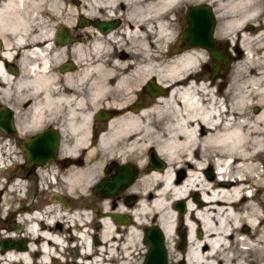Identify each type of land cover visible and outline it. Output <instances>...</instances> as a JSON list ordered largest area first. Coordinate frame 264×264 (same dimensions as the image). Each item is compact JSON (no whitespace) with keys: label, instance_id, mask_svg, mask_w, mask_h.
Segmentation results:
<instances>
[{"label":"bare ground","instance_id":"1","mask_svg":"<svg viewBox=\"0 0 264 264\" xmlns=\"http://www.w3.org/2000/svg\"><path fill=\"white\" fill-rule=\"evenodd\" d=\"M250 1L0 0V106L12 112L17 137L59 123L71 138L68 155L83 150L82 163L67 167L59 181L72 208L56 201L39 213L36 195L30 211L22 212L13 202L24 203L14 193L23 183L7 188L0 181V213L18 214L20 236L30 243L26 251L0 247V264H132L143 247V227L157 225L171 254L178 222L185 228L184 253L178 256L184 264H264V29L240 34L224 87L220 77L198 73L207 62L206 49L169 52L175 17L184 7H240ZM256 15L253 10L241 18L217 17V38L231 45L233 29ZM43 16H51L48 23ZM79 17L89 24L75 25ZM94 21L115 24L102 31ZM201 25L195 16L188 26L198 31ZM60 27L72 29L74 40L53 42ZM14 59L17 73L7 69ZM66 61L73 69L61 72ZM149 80L163 93L147 92ZM99 110L113 114L93 140L89 131ZM3 138L0 178H7L19 160ZM151 153L161 167L150 165ZM109 162L136 169L124 192L133 195V203L115 204L116 211L131 216L129 226L105 215L107 199L95 202L99 217L87 210L92 201L87 191ZM38 175L35 170L32 178ZM178 200L181 215L173 207ZM94 222L96 232L89 230ZM15 237L9 226L0 227V239ZM70 249H77L74 262L61 256ZM33 252L39 256L33 258Z\"/></svg>","mask_w":264,"mask_h":264},{"label":"flooded vegetation","instance_id":"2","mask_svg":"<svg viewBox=\"0 0 264 264\" xmlns=\"http://www.w3.org/2000/svg\"><path fill=\"white\" fill-rule=\"evenodd\" d=\"M88 24L89 23L87 21L85 26H87ZM263 26H264V16H261V14H260L258 16L256 15L253 19H250L249 21L245 22L243 24V29L245 31H248L249 33L253 34V33H256L258 30L264 29ZM64 31L67 35V39L65 41V43H67L68 41L72 40L71 39L72 35L68 32V30L64 29ZM57 32H59V28L55 29L53 31V42H55V34ZM55 43L60 44L58 42H55ZM214 45L217 48H220V49L223 48L224 51L227 53L228 57L230 58L227 69L224 71L223 66H220V68L216 72V76L211 77V67H210L211 60L208 56V52L202 47L207 52L208 61L199 65L197 70H198V73L200 76L203 75V72H207L209 79L210 78L218 79L220 77L221 79L224 80V82L222 84V87H224L226 85L225 76L229 72L230 65L235 60L234 56L232 55V52H233V49L235 50L236 48H234V47L230 48L227 41L225 42L224 40L221 41V40L215 39ZM2 47H3V43L0 40V49ZM67 63H70V65H71L70 68L69 69H61V67L64 68L63 65H65ZM10 68H14L16 71L18 70V63H17L16 59L12 60L9 63L8 68H7L9 72H11ZM58 69L61 72L71 70V69H73V64H71V62H69V61H66V62H63L59 66ZM16 71L14 73H17ZM135 105H136V107L137 106L139 107L140 102H137ZM98 113H102V116H103L102 119H98L96 117ZM11 114H12V112H11ZM112 114L113 113H111L110 111H103V110H99L98 112L93 114L92 126H91L90 131H89L90 137L93 138V140H95L99 136V134L102 132V124L105 121H107L112 116ZM15 122L16 121L14 120V117L12 115L13 130L9 133H5L1 128H0V130L5 134V136L9 135L11 133L15 134L16 138L13 140V143L17 144L19 148L22 149L21 143L24 139L31 138V137L35 136L37 133H39L43 129L50 128L52 130V140L51 141L54 145V153H53V156L49 162H45L41 165H33L29 168H24L23 164H21V162H19V165L17 167L12 168V167H10L12 165V162L10 161L8 163L9 167H10V176L7 178H4V180H5L4 185L7 188H10L12 186V184H16L18 182L24 183V181L27 180V178H29V180H33L35 183V186H36L35 191L37 192L35 195H38V198H40L39 199L40 204L38 206V212L39 213L44 212V210L47 208V206L51 202H56V201L57 202L61 201L60 205L63 209L72 208L73 207L72 201L69 198L65 197L64 194L62 193L64 186L59 184V181L62 180L61 179L62 178L61 172L64 171L65 169H67V167L71 166L73 163H76V164L82 163V161H83V150H82V148H79L77 151H75V154H73L75 156H73L72 154L68 155L66 146H67V144H69L71 138H70L69 134H67V132L65 131L66 128L63 127L62 125L60 126L59 123L52 125V126H47L38 132H35L33 134L19 138V137H17V134H16ZM23 153H24L23 159H25L24 150H23ZM121 166L126 167L125 171H124L126 174H129L131 167H133V165L130 163L116 165L114 162H109L106 165H104V167L100 171L101 173H99V176L96 177L94 184L87 191V194L89 195L87 199L92 200V201H90L91 204H89L87 210H89L91 212L90 214H92L95 218L99 217V215H101V214H99V212H100L99 210H98V212L95 211L94 205L97 204L95 202H96V200L107 199L110 202V204H109V210L107 211V213L105 212V215L119 225L129 226L132 223L131 216L127 212L120 213V212L116 211L115 210V204L120 201L125 206H127L129 208L131 206V204L133 203V201H134L133 195L124 194V192L134 182V180L136 178V174H137L136 169H135L134 175L129 178L128 183L119 185L117 190L114 191V193H112V194L108 193L107 190H105L103 187V183L105 186V183L112 181L116 177V174H117L116 169L121 167ZM20 168H24V169L28 170V172L30 171L29 173H31V177H32L33 172L35 170H39V175L36 178H34V177L31 178V177L27 176V174H28V172H27L26 175H22V177H18L15 174L17 172H19L17 170ZM24 185L25 184H23L21 189L23 188L22 190L26 191L27 188ZM96 185H99L98 186L99 188L94 189V187ZM59 186H60V189H59ZM14 193H16L18 196L19 195L23 196L21 194V190H16V191H14ZM43 196H45V199L42 198ZM25 198H26V196H25ZM27 199L28 198H26V201H24V203L22 205H21L20 201L15 202L16 208L22 212H25L26 210L30 211V206L27 202ZM34 199L36 200V197ZM29 200H30L29 203H31V201L33 200V196L29 197ZM96 208H97V206H96ZM17 216H18V214L9 212V213H6L5 220L10 222V223H6V225L9 226L10 232L18 234V237L10 238V239L4 238V239H6L8 241H18V240L22 241V245L24 246L23 250L18 249L16 247H9V248H16V249L21 250V251H26L28 249V246L30 245V243L28 242V240H26L25 238L20 236V234L22 235V232H24V226L22 224H20L19 222H17ZM92 225L94 226V228L97 227L96 222H94ZM152 225L153 224H151L149 226H152ZM145 227H148V226H145ZM145 227H143L141 229L142 233H143V229ZM181 228H182V232L184 235L185 234L184 233V227L181 226ZM196 233L198 234L197 230H196ZM176 235L179 238L178 232L176 233ZM93 237H95V236H92V242L95 243V241H97V240H96V238H93ZM177 242H178V240H177ZM70 243H72V242H70ZM64 244H69V243H67L65 241ZM184 247H185V237H184V246L182 249H179V250L183 252ZM176 248H177V244H176ZM143 254H144V252H142V254L140 255L141 258L143 256ZM31 256L33 258H36L39 255H38V253L33 252L31 254ZM139 261L140 260H139V256H138V260L136 261L135 264H137ZM177 264H184V263L180 259V261Z\"/></svg>","mask_w":264,"mask_h":264},{"label":"water","instance_id":"3","mask_svg":"<svg viewBox=\"0 0 264 264\" xmlns=\"http://www.w3.org/2000/svg\"><path fill=\"white\" fill-rule=\"evenodd\" d=\"M199 16L202 19V24L198 31H192L188 26L190 21L195 17ZM77 25L82 26L87 23L82 17L77 19ZM94 23L99 27L100 30L106 31L111 28L115 22H100L94 21ZM215 19L210 8L207 5L199 6H189L186 8L181 21V29L176 38V45L173 47V51L177 52L184 48L191 46H199L206 49L208 56L211 60V77L216 76L217 70L220 66H223L225 71L228 67L230 58L223 48H217L214 45V40L212 38V33L214 29ZM67 39V35L64 28L60 27L59 32L55 34V42L63 44ZM70 63L63 65L64 68L69 69ZM11 72H15L14 68H10ZM145 89L151 95H157L163 93V90L158 88L153 80L146 82ZM98 119H102V113H98L96 116ZM0 128L5 132L9 133L13 130L12 126V114L5 108L0 107ZM52 130L50 128L43 129L35 136L31 138L24 139L21 143V147L25 152V159L23 163L24 168H29L33 165H41L45 162H49L54 153V145L52 143ZM150 165L153 167H161L162 163L157 160L153 153L149 157ZM124 166L117 168L116 177L107 183H103V187L108 193L112 194L117 190L119 185L126 184L129 178L134 175L135 168L131 167L130 173L126 174ZM207 176H211L210 170H205ZM178 175H182L180 172ZM96 185L94 189L99 188ZM102 186V185H101ZM196 198V194L193 195ZM173 207L177 210V213L181 215L183 213V201L178 200L173 204ZM179 240L177 242V248L182 249L184 246V235L183 232H179ZM142 244L146 247L145 253L143 254L141 260L138 264H167L166 260V250L164 246V237L162 231L156 226H148L143 229ZM0 247L5 249L8 247H16L18 249H24L22 241H8L6 239L1 240Z\"/></svg>","mask_w":264,"mask_h":264},{"label":"rangeland","instance_id":"4","mask_svg":"<svg viewBox=\"0 0 264 264\" xmlns=\"http://www.w3.org/2000/svg\"><path fill=\"white\" fill-rule=\"evenodd\" d=\"M189 6L190 5L184 7L182 9V11L175 17V18H177V28H176V31H175V40H174V43L172 44V46L169 49L170 54H175V52L173 51V47L176 45V38H177V35H178V33H179L180 29H181L180 21H181V18L183 16L186 8L189 7ZM192 6H195V5H192ZM209 7L211 8L212 13L214 15V19H215V24H214V29H213L212 37L214 38V40L215 39L216 40H221V41L224 40L225 42L227 40H225L222 37L220 39H218L217 38V35H216V33H217L218 29H219V19L217 17L225 18V17L232 16V17H236V18H241V16L243 14L245 15L246 12H252L253 10H254V12L256 11V13L258 15L261 14V16H264V0H251L250 3L245 4V5H242L240 7L239 6L233 7L232 5H228L227 6L225 3H213V4H210ZM50 18H51V16H43V19H44V21L46 23L49 22V19ZM249 20L250 19H247V21H249ZM74 22H75L74 24L77 25V23H76L77 20L74 21ZM242 28H239L238 30H244ZM66 29L72 35L71 39L74 40L73 39V37H74L73 36L74 35V31L72 29H69V28H66ZM223 29H224V27H223ZM238 30H237V28H234L233 29V37L235 38V42L232 43L231 45L229 44L230 48H232V47L236 48L235 51L237 49L239 50L238 45L240 44V39H239L240 34H243L245 32V30H244L241 33H239ZM227 43H228V41H227ZM238 56H240V55H238ZM207 57L208 56L206 54V58ZM234 58L237 59L236 55H235ZM207 61H208V58H207ZM203 76H205V77L207 76L208 77L207 72H203ZM145 98H146V95H142L139 102L140 103H143V101L145 100ZM0 107H2V106H0ZM0 136H2V137L4 136L5 137V138H3L4 139V142H7L8 141V142H10L12 144L13 150L15 152H17V155H16L17 159L19 160V162H21V164H23V162H24V159H23V157H24L23 150L21 148H19L17 144L13 143V140L16 138L15 134L11 133L9 135H6L7 136L6 137L5 134L0 130ZM9 162H10V160L8 161V163ZM17 171H19V173L21 175H26L27 172H28V170H26L24 168H20ZM29 172H28L27 176L28 177H31V173H29ZM2 180H4V178L3 179H0V181L2 182V184H5V183H3ZM23 184H25L24 186L27 188V190L25 191V190H22L21 189V194L23 196H20L19 195V197H20L21 200L24 199V201H26V198H28L27 199V202H28L29 206H31L33 204V201L35 200L34 199L35 198L34 196H36V195H34L36 193V191H35V189H36L35 183H34L33 180H29V178H27V180H25ZM24 195L26 196V198H25ZM32 196H33V200L31 201V203H29L30 202L29 197H32ZM0 198H1V193H0ZM42 198L45 199V196H43ZM39 199L40 198H38V200ZM13 205H14V207H16L15 206V202H13ZM5 218H6V212L3 211L2 213H0V227L3 226V225H5L6 223H10L9 221H6ZM181 226H183L182 223L181 222H178L177 223V227H176V233L178 232V230L180 229ZM90 227H91V229H89L90 231H94L95 230V232H96V228H94L93 225H91ZM184 232H185V228H184ZM141 235H142V230H141ZM92 236L93 235H91V240H92ZM1 240L2 239H0V242H1ZM177 240H179V238L177 237L176 234H174V236L171 237V243H172V251H171V254H168L167 250L165 249L166 250V260H167V263L168 264H177L180 261V259H178V256H182L183 253H184V250L182 252V251H180L179 249L176 248ZM145 249L146 248H144V246H143L142 248H140V250H138L139 252H137V254L135 253V256L136 257H135V259H133L132 264H135L136 263V261L138 260V256H139V260H141L140 255L142 254V252H144ZM61 256L63 258H65V259H67V260H71L72 262H74V261H76V257H77V249H70V250L67 251V253H62Z\"/></svg>","mask_w":264,"mask_h":264}]
</instances>
